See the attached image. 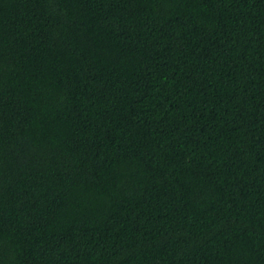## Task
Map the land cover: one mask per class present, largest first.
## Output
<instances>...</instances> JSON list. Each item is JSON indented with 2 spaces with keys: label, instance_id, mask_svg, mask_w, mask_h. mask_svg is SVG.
I'll use <instances>...</instances> for the list:
<instances>
[{
  "label": "trees",
  "instance_id": "1",
  "mask_svg": "<svg viewBox=\"0 0 264 264\" xmlns=\"http://www.w3.org/2000/svg\"><path fill=\"white\" fill-rule=\"evenodd\" d=\"M0 264H264V0H0Z\"/></svg>",
  "mask_w": 264,
  "mask_h": 264
}]
</instances>
